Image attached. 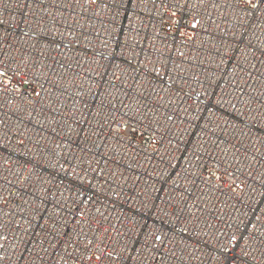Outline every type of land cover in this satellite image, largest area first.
<instances>
[{"label": "built area", "instance_id": "1", "mask_svg": "<svg viewBox=\"0 0 264 264\" xmlns=\"http://www.w3.org/2000/svg\"><path fill=\"white\" fill-rule=\"evenodd\" d=\"M0 264H264V0H0Z\"/></svg>", "mask_w": 264, "mask_h": 264}]
</instances>
